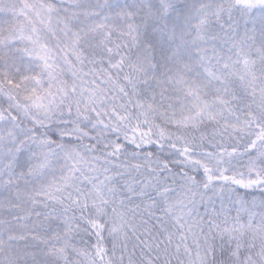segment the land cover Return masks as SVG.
<instances>
[{"label": "snow or ice", "instance_id": "snow-or-ice-1", "mask_svg": "<svg viewBox=\"0 0 264 264\" xmlns=\"http://www.w3.org/2000/svg\"><path fill=\"white\" fill-rule=\"evenodd\" d=\"M0 264H264V0H0Z\"/></svg>", "mask_w": 264, "mask_h": 264}]
</instances>
